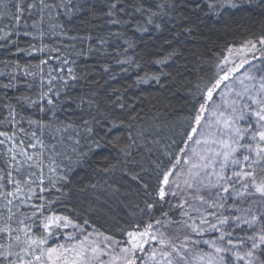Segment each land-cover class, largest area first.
Listing matches in <instances>:
<instances>
[{"label": "snow or ice", "instance_id": "1", "mask_svg": "<svg viewBox=\"0 0 264 264\" xmlns=\"http://www.w3.org/2000/svg\"><path fill=\"white\" fill-rule=\"evenodd\" d=\"M204 3L205 15L245 3L264 15V0ZM199 9L190 0H0L7 69L0 71V264H264V59L258 67L248 58L264 57V20L258 35L227 47L212 76L197 84L199 104L182 146L152 162L156 184L142 165L120 168L139 186L141 203L126 227L117 222L119 239L99 231L92 238L56 212L70 173L94 156L115 149L118 163H137L131 158L143 147V117L127 88L111 81L117 70H142L137 33L166 30L167 47L148 61L159 70L128 87L175 79L164 69L195 38ZM21 36L30 37L27 47ZM21 54L38 62L9 58ZM89 62L106 74L104 86ZM69 227L78 232L66 233ZM61 235L69 243H50Z\"/></svg>", "mask_w": 264, "mask_h": 264}, {"label": "trees", "instance_id": "2", "mask_svg": "<svg viewBox=\"0 0 264 264\" xmlns=\"http://www.w3.org/2000/svg\"><path fill=\"white\" fill-rule=\"evenodd\" d=\"M196 3L200 4L197 15L203 22L197 21L199 29L195 38H189L183 45V56L170 62L164 69L171 72L175 79L162 77V84L153 81L128 87L134 83L137 75L143 76L145 72L152 74L159 70V66L148 61L160 54L163 47H167L165 41L169 38L170 32L166 30L162 33L152 31L137 33L134 38L138 43L136 52L142 57L140 60L142 70L135 67L129 68L127 73L117 70V80L111 81L112 85L121 88L122 92L127 88L124 94L136 103V111L143 117L141 121L145 130V139L141 141L143 147L139 150L134 149L131 158L137 163L120 164L118 161L121 157L117 150L113 149L111 152L105 150L101 156H94L89 166L70 173L72 182L64 189L67 197L57 207L56 212L70 215L74 223H79L93 233L92 238H97L96 232L99 231L119 239L117 222L126 227L124 222L132 219L130 213L135 210L134 206L137 203H141V197L137 192L139 186L129 177L122 176L120 168L140 171L142 165L148 170L142 175L154 186L156 180L152 172V162L157 158L164 159L165 151L175 153L177 147L182 146L184 133L190 131L192 126L190 117L194 111V104L196 107L199 104L197 84L202 85L212 76L217 56L228 55L225 51L227 47H239L241 42L252 39L253 33L257 35L260 33L264 15L255 6L249 7L245 3L239 9L224 8L220 10V15L216 16L205 15L208 9L204 0H190V5ZM190 10L191 8L187 11ZM16 39L20 47H27L30 37L21 36ZM49 43L57 45L59 41L53 36ZM9 58L21 62L29 60L33 63L38 62L35 58L23 54ZM261 58L264 57L260 54L256 59L249 57L256 65L261 63ZM3 59L5 56L0 54V60ZM112 63L114 64V61ZM88 66L93 68L96 79L104 86L105 82L101 77L106 74L92 62H89ZM0 71L7 69L0 64ZM104 156L107 160L103 158ZM111 164H117L114 172L100 171L105 165ZM93 184L96 187H92ZM84 220H88V225L83 224ZM77 232L78 229L71 227L66 230V233ZM50 243L67 244L69 241L65 235H61L58 240Z\"/></svg>", "mask_w": 264, "mask_h": 264}, {"label": "rangeland", "instance_id": "3", "mask_svg": "<svg viewBox=\"0 0 264 264\" xmlns=\"http://www.w3.org/2000/svg\"><path fill=\"white\" fill-rule=\"evenodd\" d=\"M258 47H259V45H258ZM238 48V47H237ZM259 52H256L255 53V56L257 55V57H259ZM252 55L251 54H248V58L249 57H251ZM261 59H264V58H261ZM253 64H255V62H253ZM256 65V64H255ZM258 67H261L262 65H261V63L259 64V65H257ZM245 67L247 68V67H249V65H245ZM243 71V69L241 70V72ZM237 75H239V73H237Z\"/></svg>", "mask_w": 264, "mask_h": 264}]
</instances>
